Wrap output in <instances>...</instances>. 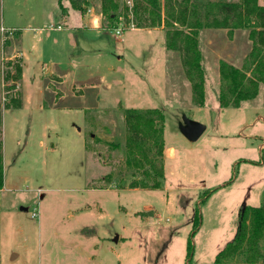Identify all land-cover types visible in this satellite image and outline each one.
Instances as JSON below:
<instances>
[{
  "label": "rangeland",
  "instance_id": "1",
  "mask_svg": "<svg viewBox=\"0 0 264 264\" xmlns=\"http://www.w3.org/2000/svg\"><path fill=\"white\" fill-rule=\"evenodd\" d=\"M90 2L100 13V0ZM119 3L115 27L107 28L101 15L99 29L90 30L76 24L80 16L65 0L70 23L59 32L49 30L63 28L56 0H0V24L7 27L0 31V264H209L233 240L240 209L264 199V86L237 107L223 108L218 99L219 61L241 68L248 31L199 30L200 107L182 53L165 46L164 28L131 30V8L127 15V4ZM17 52L26 66L11 90L6 76L15 69L7 61L19 60ZM71 88L83 91L90 111L71 105ZM22 91L44 108L3 109ZM142 107L162 111L163 135L177 156L167 161L159 189L134 192L130 186L144 179L99 135L122 146L123 110ZM183 115L205 126L193 142L178 131ZM147 203L159 213L157 222L143 212Z\"/></svg>",
  "mask_w": 264,
  "mask_h": 264
},
{
  "label": "trees",
  "instance_id": "2",
  "mask_svg": "<svg viewBox=\"0 0 264 264\" xmlns=\"http://www.w3.org/2000/svg\"><path fill=\"white\" fill-rule=\"evenodd\" d=\"M61 14L66 10L58 0ZM71 7L85 12V0H67ZM120 0H100V14L107 22V28L115 27L120 16ZM130 14L134 28L163 27L165 46L169 50L182 53V64L191 84L192 99L197 106L205 102L202 56L198 48V33L202 28L227 29L231 36L234 30H247L250 51L241 68L220 60L218 74L222 90L218 94L221 107L234 106L254 98L259 85L264 86V6L258 0H236L204 2L202 0H132ZM128 15V7L124 6ZM6 45L9 41L4 42ZM14 65L15 74L7 73L6 81L15 89L22 77L21 60L7 61ZM17 84V85H16ZM9 97L3 109L20 108L22 96ZM126 137L122 146L110 143V147L121 149L125 164L139 172L143 182L135 181L131 188L159 189L164 177L163 130L164 115L158 108L123 110ZM2 113L0 110V134ZM138 175V173H137ZM138 180V179H137ZM147 180V181H145ZM3 157L0 138V190L3 188ZM194 227L199 224L198 213L194 217ZM264 199L260 206L242 207L238 215V226L231 242L227 243L209 264H233V258L242 256L241 264H262L264 259ZM190 254V244L188 245Z\"/></svg>",
  "mask_w": 264,
  "mask_h": 264
},
{
  "label": "crops",
  "instance_id": "3",
  "mask_svg": "<svg viewBox=\"0 0 264 264\" xmlns=\"http://www.w3.org/2000/svg\"><path fill=\"white\" fill-rule=\"evenodd\" d=\"M56 1H57V5L59 6V1L58 0H56ZM62 2H61V5L64 7ZM258 2H259L260 5L264 6V0H258ZM90 3H91L90 0H85V5H84L85 12L84 13H81L80 11L73 9L70 4H69V8H71L74 13H78V15L80 16V20L76 24H80L82 29L84 28V29H90V30H97V29H99V26H100V23H101L100 22L101 14L100 13H98V14L97 13H93L94 12V8L91 6ZM56 17H57V21L58 22L63 23V25H62L63 28L60 29V30H57L55 28L49 29V30H56V31H59V32L63 31L64 29L67 30L68 28H66L64 25L70 23L67 20L68 11H66V14H64V15L61 14V10L59 12L56 11ZM59 25H61V24H59ZM4 28H7V27H4ZM161 28H163V27L161 26ZM137 29H139V28H133L131 30H137ZM18 51H19V49H18ZM23 56H24V54L22 52H17V54H16V57H18L21 60V66H22L21 82H22V79L24 78V67L26 66V63H25V61L23 59ZM40 64L43 65V62H41ZM67 93L69 94L70 98L76 99V101L71 104L72 106H78L77 109L79 108L80 110L84 111V113L86 111H90L89 110L90 108H86L87 104L85 103V101L83 99L85 96H84V93H83L82 90L78 91L77 88H71ZM63 95H64V93H63ZM63 95H61V98L63 97ZM95 98H96L97 101H99V97L97 95L95 96ZM31 104H36L39 109L44 108V102L43 101H39L38 100V101L33 102L31 95L26 94V93H24V91H22V105H21L20 109H23V108H25V106H29ZM149 108L150 107H142V108H135V109L143 110V109H149ZM92 138H96V136H92ZM99 138H100V140L113 143V142H111L112 141V137L109 136V135H106V136L105 135H99ZM163 140H164L163 169H164V176H165V174L167 172V161L172 162L173 160H175L176 156H177V153H176V149L174 147L166 144L164 135H163ZM3 186H4V184H3ZM132 190L134 192L135 191H139L138 188H132ZM142 210L145 213H152L151 214V219L153 220V222H157V220L160 217L159 213L153 208V205H151L149 203L144 204L142 206Z\"/></svg>",
  "mask_w": 264,
  "mask_h": 264
},
{
  "label": "water",
  "instance_id": "4",
  "mask_svg": "<svg viewBox=\"0 0 264 264\" xmlns=\"http://www.w3.org/2000/svg\"><path fill=\"white\" fill-rule=\"evenodd\" d=\"M204 130L205 126L203 124L192 120L185 115H183L178 122V131L190 142L197 140Z\"/></svg>",
  "mask_w": 264,
  "mask_h": 264
},
{
  "label": "built area",
  "instance_id": "5",
  "mask_svg": "<svg viewBox=\"0 0 264 264\" xmlns=\"http://www.w3.org/2000/svg\"><path fill=\"white\" fill-rule=\"evenodd\" d=\"M125 1V4H127L126 6L129 8L132 6V0H124ZM59 27V26H58ZM4 28L1 26L0 27V31L3 32ZM120 29H116V35H118V37H120ZM37 212L36 211H33L32 214H31V217L32 218H37Z\"/></svg>",
  "mask_w": 264,
  "mask_h": 264
}]
</instances>
